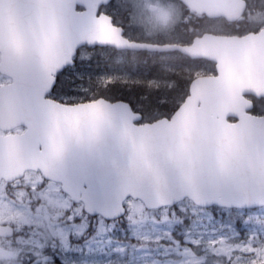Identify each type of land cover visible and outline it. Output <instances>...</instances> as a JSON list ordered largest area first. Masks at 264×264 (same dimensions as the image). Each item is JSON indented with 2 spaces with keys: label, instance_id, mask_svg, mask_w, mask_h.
I'll return each instance as SVG.
<instances>
[{
  "label": "water",
  "instance_id": "95a60500",
  "mask_svg": "<svg viewBox=\"0 0 264 264\" xmlns=\"http://www.w3.org/2000/svg\"><path fill=\"white\" fill-rule=\"evenodd\" d=\"M108 0H0V180L39 171L84 212L111 220L127 198L147 209L188 199L200 207L264 206V116L245 94L264 97V24L256 32H204L188 46L128 41L106 15ZM195 13L228 22L244 0H180ZM81 7L82 9H79ZM179 48L214 62L194 77L169 116L137 122L124 100L66 103L47 96L81 46ZM13 227L0 223V236Z\"/></svg>",
  "mask_w": 264,
  "mask_h": 264
},
{
  "label": "rangeland",
  "instance_id": "374dc122",
  "mask_svg": "<svg viewBox=\"0 0 264 264\" xmlns=\"http://www.w3.org/2000/svg\"><path fill=\"white\" fill-rule=\"evenodd\" d=\"M252 9L254 23L263 21L264 9ZM90 55L83 48L78 59ZM69 72L80 82L61 99L92 96L84 94V81H92L93 70L80 64ZM173 99L163 96L159 103ZM32 175L31 200L0 199V222L15 227L13 235L0 237V264H264V207L242 212L184 199L172 208L147 209L127 198L124 215L114 221L88 215L59 183Z\"/></svg>",
  "mask_w": 264,
  "mask_h": 264
},
{
  "label": "flooded vegetation",
  "instance_id": "af4514ba",
  "mask_svg": "<svg viewBox=\"0 0 264 264\" xmlns=\"http://www.w3.org/2000/svg\"><path fill=\"white\" fill-rule=\"evenodd\" d=\"M244 1L246 6L242 15L233 22H228L222 17H208L213 19L211 24L219 21L221 25L219 28L206 26L202 23V15L195 13L192 8L186 6L180 0H108L99 4L96 14L108 16L111 24L118 28L121 36L128 41L183 47L190 45L195 36L204 32L241 35L258 31L264 22L240 33L219 32L222 31V23L236 25L239 19L243 17L247 10L248 0ZM79 9L82 8L79 7ZM94 48L97 60L107 62L105 72L97 70L99 78L106 75L108 79L116 78L123 82L145 83L144 90L146 94L143 95L149 93L157 97L184 98L189 83L194 77L215 74L214 62L203 57H192L179 48L135 50L116 49L109 45L94 46ZM9 80L8 76L0 73V86ZM244 96L252 102L248 112L264 116V97H256L252 94H245ZM124 101L128 102L134 111L140 113V119L137 122L152 121L162 117H154L152 109H149L150 107L147 105L138 104L135 100ZM23 130L24 127L22 126L8 129L0 128V134H13ZM34 173L40 174L39 171L26 170L19 178L9 181L1 179L0 199L21 200L22 203L31 200L30 195L34 190L32 180V174ZM18 193L21 194L20 199ZM0 223L7 224L5 222ZM11 226L13 227V235L15 227Z\"/></svg>",
  "mask_w": 264,
  "mask_h": 264
},
{
  "label": "trees",
  "instance_id": "16d2710c",
  "mask_svg": "<svg viewBox=\"0 0 264 264\" xmlns=\"http://www.w3.org/2000/svg\"><path fill=\"white\" fill-rule=\"evenodd\" d=\"M258 5L260 8L264 9V0H248L247 1V10L244 13L243 17L239 19L237 24H225L222 23V31H219L221 33H240L248 30L249 28H254L258 25H260L263 21L254 23V20L250 18V15L252 14L251 11H253L252 6ZM202 23L206 24V26H209L212 22L213 19H209L208 17L202 15L201 17ZM83 48L87 49L91 55L83 60L78 59L79 58V53L80 50ZM96 51L94 46H83L78 48L76 54L74 55L73 58V64L70 66H66L62 69V71L58 72L56 75V81L53 86V89L51 92L48 94V96L55 98L59 101L66 102V103H73L72 101H63L61 97L63 95H66L68 93H73L75 92L72 88L77 84L78 81L74 77H72V73L69 72V70L73 67H79L80 64H85L89 68L93 70V78L92 81L86 82L87 90L84 92L85 95H88V93L92 94V96H85L80 101L84 100H90L94 99L96 97H103L109 100H115V99H123V100H135L138 102V104H144L149 106V109H152V113L154 114L153 116H163V115H169L171 111L178 105V103L182 100V97H175V103L173 104V101L167 105V102L164 103H159V96L157 97L154 94H146L144 90V84L142 82H123L119 79H108V77L105 75L101 78L97 76L98 72L97 70L99 69L101 72H105L106 67H107V62L97 60L95 57ZM83 62V63H82ZM72 77V78H71ZM89 94V95H90ZM137 94H139L137 96ZM136 95V96H134ZM162 98V97H161ZM77 102V101H76ZM151 113V114H152ZM146 117V115H144ZM174 207V206H172ZM171 207V208H172ZM170 208V207H169ZM211 208L216 209L217 206H211ZM223 208V207H220ZM261 208V207H260ZM232 210H241L242 212H248L252 211L255 209H237V208H229ZM94 217V216H92ZM118 219H114L116 221ZM174 234V233H173Z\"/></svg>",
  "mask_w": 264,
  "mask_h": 264
}]
</instances>
